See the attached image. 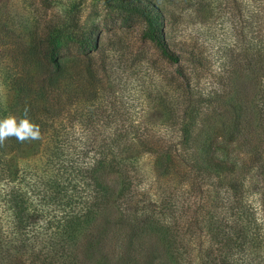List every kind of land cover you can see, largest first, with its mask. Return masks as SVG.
Listing matches in <instances>:
<instances>
[{
	"label": "trees",
	"instance_id": "1",
	"mask_svg": "<svg viewBox=\"0 0 264 264\" xmlns=\"http://www.w3.org/2000/svg\"><path fill=\"white\" fill-rule=\"evenodd\" d=\"M146 1L145 8L134 7L145 19L144 37L178 65L181 58L164 30L169 11ZM214 2L228 3L232 15H239V7L247 14L244 34H250L257 99L242 97L240 86L229 103L218 101L214 125L195 134L200 104L220 92L208 93V102L194 81L197 72L187 70L178 88L182 102L173 97L163 108L167 118L181 119L176 143L164 144L163 136L150 131L160 109L153 102L146 135L137 134L141 126L132 127V142L117 145L128 137L119 128L110 132L114 143L108 145L95 132L116 125L119 116L110 100L113 83H104L110 76L95 67L99 34L85 32L73 11L47 14L59 0H0V118L19 119L27 109L41 129L39 140L10 138L0 146V246L11 244L0 254L28 255L24 264H82L80 247L90 237L102 259L113 242L114 252L128 258L152 253L161 260L153 240L158 238L177 264H264V0ZM211 4L200 0L210 14ZM225 81L219 75L218 85ZM140 137L146 142L137 143ZM112 174L119 186L105 182ZM143 176L152 200L141 209L128 199ZM131 203L136 209L127 210Z\"/></svg>",
	"mask_w": 264,
	"mask_h": 264
},
{
	"label": "rangeland",
	"instance_id": "2",
	"mask_svg": "<svg viewBox=\"0 0 264 264\" xmlns=\"http://www.w3.org/2000/svg\"><path fill=\"white\" fill-rule=\"evenodd\" d=\"M12 1L18 2V0ZM153 1L159 5H165L169 11L164 30L169 37L170 49L181 58L178 65H173L162 58L157 48L144 37L146 22L142 14L135 11L134 7L145 8L148 3L146 0H59L60 3L47 13L50 15L58 12L64 17L73 11L85 32H95L101 38V55L96 53L95 67H105L107 76H110V79H105L104 83L109 84L110 81L113 83L110 100L113 102L114 114L118 113L119 117L116 125L112 122L106 131L95 132L98 142L104 140L108 145L114 143L110 132H118L119 128H125L128 137L120 139L116 142L117 145L132 142L134 136L130 133L132 127L138 129L141 126V131L137 134L146 135V122L153 115L154 109H151L153 102H157L160 106L159 114L154 115L155 125L150 128V131L163 136L164 144L176 143L181 119L167 118L163 108L172 103L173 97H178V102H182L181 88L183 85L181 82L187 70L193 74L197 72L198 79L194 81L198 80L197 89L203 93L205 100L209 102L207 94L216 88L221 93L213 97V102L200 104V116L194 126L195 134L201 129L208 130L214 125L215 119L211 116V112L218 106V101L223 104L224 102L229 103L235 98L237 92L240 93V86L245 88L244 92L249 89V93H244L241 88L242 97L249 95L250 100L257 99L259 82L255 72L252 71V75L250 74L249 67L252 66L250 61L253 51L249 49L247 40L250 34H244L248 30L246 27L247 14L243 11L244 8L239 7L240 13L236 16L232 15V10L226 2L223 6H217L218 3L214 0H207L208 4L212 3L214 7L210 14L209 11L201 8L200 0ZM237 2L239 5L247 4V0H237ZM40 13L44 14V9L41 8ZM260 29L254 31L259 32ZM190 56H193L196 65L194 63L193 66ZM231 59L234 61L232 62ZM199 62L202 63L201 67L198 65ZM219 75L223 76L226 81L228 80L225 86L218 85ZM179 87H181L180 90ZM180 104V107L183 106L182 103ZM108 112L112 113L110 110ZM209 115L210 121H208ZM140 138L141 140L137 143L144 142V140L146 142L145 137ZM146 158L148 157L143 159L146 166L145 171L148 169ZM105 179L108 184L116 186L120 184V178L113 174L106 175ZM142 179L143 182L140 184L137 181L133 182L128 199L141 203L139 208L142 205L144 208L146 205L144 201L150 199L148 196L150 185L145 176ZM127 207L125 204L121 206L122 209H127ZM134 209L136 207L131 203L127 210ZM143 211L145 212L141 210L140 213H144ZM100 223L99 228H103ZM155 236L153 234V237ZM142 237L143 239L149 238L144 234ZM153 240L155 249L158 248L162 253L161 260L156 254L146 255L144 253L138 255L136 261L134 257L128 258L126 252H114L117 245L114 247L113 242H109V246L106 247L107 255L102 259L99 248L96 246L97 240L93 243L94 239L90 237L80 247V250L84 251L80 253V260L82 264H162V262L163 264H177L175 259L167 253L163 242L158 238ZM10 246L11 244L0 246V250H6ZM196 253L198 256L199 253ZM27 256L21 259L0 254V264H24Z\"/></svg>",
	"mask_w": 264,
	"mask_h": 264
},
{
	"label": "clouds",
	"instance_id": "3",
	"mask_svg": "<svg viewBox=\"0 0 264 264\" xmlns=\"http://www.w3.org/2000/svg\"><path fill=\"white\" fill-rule=\"evenodd\" d=\"M25 109L24 115L19 119L12 114L0 118V146L10 138H15L18 142L34 141L41 138L39 125L31 121Z\"/></svg>",
	"mask_w": 264,
	"mask_h": 264
}]
</instances>
